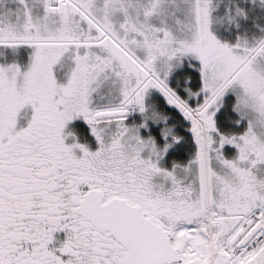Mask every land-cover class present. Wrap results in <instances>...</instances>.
I'll use <instances>...</instances> for the list:
<instances>
[{
	"label": "snow or ice",
	"instance_id": "1",
	"mask_svg": "<svg viewBox=\"0 0 264 264\" xmlns=\"http://www.w3.org/2000/svg\"><path fill=\"white\" fill-rule=\"evenodd\" d=\"M0 264H264V0H0Z\"/></svg>",
	"mask_w": 264,
	"mask_h": 264
}]
</instances>
